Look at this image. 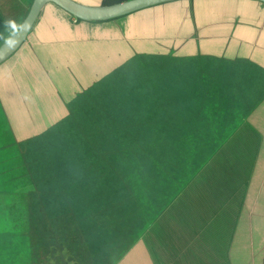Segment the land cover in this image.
Wrapping results in <instances>:
<instances>
[{
  "label": "crops",
  "instance_id": "1",
  "mask_svg": "<svg viewBox=\"0 0 264 264\" xmlns=\"http://www.w3.org/2000/svg\"><path fill=\"white\" fill-rule=\"evenodd\" d=\"M0 264H264V2L46 3L0 63Z\"/></svg>",
  "mask_w": 264,
  "mask_h": 264
},
{
  "label": "water",
  "instance_id": "2",
  "mask_svg": "<svg viewBox=\"0 0 264 264\" xmlns=\"http://www.w3.org/2000/svg\"><path fill=\"white\" fill-rule=\"evenodd\" d=\"M171 1L176 0H122L108 5L89 6L74 0H33L26 16L21 22L26 23L28 27L18 35L15 46L9 47L4 42L0 45V63L10 56L24 41L41 8L46 3H54L75 19L100 21L121 17L150 6ZM258 1L264 2V0Z\"/></svg>",
  "mask_w": 264,
  "mask_h": 264
},
{
  "label": "clouds",
  "instance_id": "3",
  "mask_svg": "<svg viewBox=\"0 0 264 264\" xmlns=\"http://www.w3.org/2000/svg\"><path fill=\"white\" fill-rule=\"evenodd\" d=\"M28 25L26 23H17L15 20L5 21V31L9 33L7 37L0 34V39L4 40V43L9 47H14L17 42L18 35L22 30L27 29Z\"/></svg>",
  "mask_w": 264,
  "mask_h": 264
},
{
  "label": "rangeland",
  "instance_id": "4",
  "mask_svg": "<svg viewBox=\"0 0 264 264\" xmlns=\"http://www.w3.org/2000/svg\"><path fill=\"white\" fill-rule=\"evenodd\" d=\"M121 1H122V0H121ZM29 2H30V0H24L22 3H17V4H15L13 7L16 8V7H18V6L24 5L23 3H27V4H28ZM118 2H119V1H118ZM3 3H6V0H0V6H1L2 8L5 7V5H4ZM89 6H91V5H89ZM11 7H12V5H10L8 8H11ZM13 7H12V8H13ZM11 20H15V21L19 24V23H21L20 20H22V18H20V15H19L18 13H16V14L12 15ZM8 35H9L8 32H4V33H3V36H5V37H7ZM3 41H4L3 39H0V45H1V43H2ZM70 255H72V256L74 257V256H75V252H71Z\"/></svg>",
  "mask_w": 264,
  "mask_h": 264
}]
</instances>
